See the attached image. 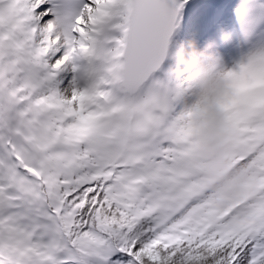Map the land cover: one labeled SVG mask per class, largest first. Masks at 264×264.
<instances>
[{
	"label": "snow or ice",
	"instance_id": "obj_1",
	"mask_svg": "<svg viewBox=\"0 0 264 264\" xmlns=\"http://www.w3.org/2000/svg\"><path fill=\"white\" fill-rule=\"evenodd\" d=\"M187 0H0V264H264V111L237 130L245 194L220 203L151 78ZM245 41L264 0L236 8ZM264 59V42L234 75Z\"/></svg>",
	"mask_w": 264,
	"mask_h": 264
},
{
	"label": "clouds",
	"instance_id": "obj_2",
	"mask_svg": "<svg viewBox=\"0 0 264 264\" xmlns=\"http://www.w3.org/2000/svg\"><path fill=\"white\" fill-rule=\"evenodd\" d=\"M172 63L167 74L184 77L191 104L184 99L180 122L192 131L198 144V174L210 192L220 193V203L242 197L247 191L248 175L231 158L237 130L253 111H264V59H258L226 76L213 69L220 57L201 50L194 41L180 43L168 50Z\"/></svg>",
	"mask_w": 264,
	"mask_h": 264
},
{
	"label": "rangeland",
	"instance_id": "obj_3",
	"mask_svg": "<svg viewBox=\"0 0 264 264\" xmlns=\"http://www.w3.org/2000/svg\"><path fill=\"white\" fill-rule=\"evenodd\" d=\"M240 2L241 0H219L207 11L205 18L202 13L201 22L198 27L193 28L192 32L188 27L182 26L174 42L178 45L194 41L199 49L215 53L220 57L222 70L234 68L242 55L264 37V25H262L245 41L235 11ZM183 18L182 21H185L186 18ZM179 35H181V41ZM171 63L169 60L165 66V74Z\"/></svg>",
	"mask_w": 264,
	"mask_h": 264
},
{
	"label": "water",
	"instance_id": "obj_4",
	"mask_svg": "<svg viewBox=\"0 0 264 264\" xmlns=\"http://www.w3.org/2000/svg\"><path fill=\"white\" fill-rule=\"evenodd\" d=\"M179 14H180V10H179V12H178V14H177V16H176L175 21H174V29H173V32H172L170 38H169V50H170L171 40H172V38H173V36H174V34H175V29H176V24H177V21H178V18H179ZM166 60H167V58H165L164 61L161 63L160 68H158L157 70H155V71L152 73V76H153L155 73H157V72L162 68V66L164 65V63L166 62ZM152 76H151V77H152Z\"/></svg>",
	"mask_w": 264,
	"mask_h": 264
},
{
	"label": "bare ground",
	"instance_id": "obj_5",
	"mask_svg": "<svg viewBox=\"0 0 264 264\" xmlns=\"http://www.w3.org/2000/svg\"><path fill=\"white\" fill-rule=\"evenodd\" d=\"M181 35H179V39H180ZM181 41V39H180ZM259 42H264V37L260 39ZM177 44L175 42H173V48L176 46Z\"/></svg>",
	"mask_w": 264,
	"mask_h": 264
},
{
	"label": "trees",
	"instance_id": "obj_6",
	"mask_svg": "<svg viewBox=\"0 0 264 264\" xmlns=\"http://www.w3.org/2000/svg\"><path fill=\"white\" fill-rule=\"evenodd\" d=\"M192 11H196V12H198V9L193 8ZM192 17H193V16H192ZM192 24H193V23H192ZM191 26H193V25H191ZM160 80H164V79H160Z\"/></svg>",
	"mask_w": 264,
	"mask_h": 264
}]
</instances>
